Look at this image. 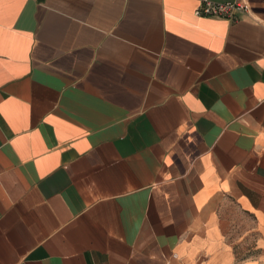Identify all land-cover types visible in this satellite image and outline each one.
<instances>
[{
    "label": "crops",
    "instance_id": "obj_1",
    "mask_svg": "<svg viewBox=\"0 0 264 264\" xmlns=\"http://www.w3.org/2000/svg\"><path fill=\"white\" fill-rule=\"evenodd\" d=\"M0 0V264H264V0Z\"/></svg>",
    "mask_w": 264,
    "mask_h": 264
},
{
    "label": "built area",
    "instance_id": "obj_2",
    "mask_svg": "<svg viewBox=\"0 0 264 264\" xmlns=\"http://www.w3.org/2000/svg\"><path fill=\"white\" fill-rule=\"evenodd\" d=\"M248 11L249 5L243 1L215 2L211 0H203L193 11V14L196 17H209L235 21L240 18V15L247 14Z\"/></svg>",
    "mask_w": 264,
    "mask_h": 264
}]
</instances>
